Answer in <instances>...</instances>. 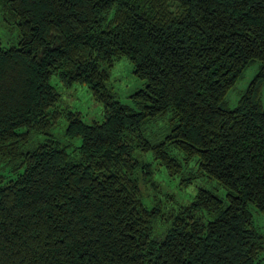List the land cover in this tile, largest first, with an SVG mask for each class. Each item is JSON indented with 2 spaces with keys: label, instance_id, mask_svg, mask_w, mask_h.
I'll list each match as a JSON object with an SVG mask.
<instances>
[{
  "label": "trees",
  "instance_id": "trees-1",
  "mask_svg": "<svg viewBox=\"0 0 264 264\" xmlns=\"http://www.w3.org/2000/svg\"><path fill=\"white\" fill-rule=\"evenodd\" d=\"M0 8L17 30L0 37V264H264V0ZM122 55L144 79L131 103L109 82ZM75 82L100 118L62 103Z\"/></svg>",
  "mask_w": 264,
  "mask_h": 264
},
{
  "label": "rangeland",
  "instance_id": "rangeland-1",
  "mask_svg": "<svg viewBox=\"0 0 264 264\" xmlns=\"http://www.w3.org/2000/svg\"><path fill=\"white\" fill-rule=\"evenodd\" d=\"M16 34V28H11L10 24L5 22L0 8V37L3 43L8 44L12 41H15ZM258 64L259 61L257 59L251 61L243 69L242 73L235 80V82L227 89L225 99L228 106L232 107L236 104L240 93L244 90L258 69ZM51 80L56 84L59 90L64 89V85L56 80V76H53ZM109 82L116 96L121 101L131 103V94L138 87L143 85L144 79L134 74L132 70V62L127 56L122 55L118 57L110 67ZM61 101L64 105H66V107L73 110H78L82 117L87 121L101 117L102 104L93 97L86 83H72L66 92L62 93ZM261 104L264 108V81L261 85ZM59 130L60 128H56V131ZM158 169L159 168L157 167L155 168V176L159 179L161 178L160 181H163L162 184L158 185L160 190L164 191L165 187H168V177L165 173L160 172ZM202 183L208 185L207 182ZM191 186L192 185H189L190 190ZM148 190L149 192L153 191V188L150 184L148 185ZM223 192V189H220V193ZM159 196L162 198L164 194L160 193ZM253 213L256 223H258L261 229H264V213L258 210L256 211V208L253 209Z\"/></svg>",
  "mask_w": 264,
  "mask_h": 264
}]
</instances>
